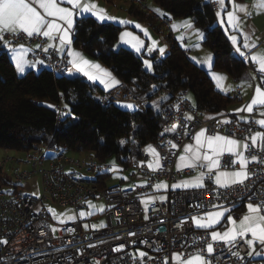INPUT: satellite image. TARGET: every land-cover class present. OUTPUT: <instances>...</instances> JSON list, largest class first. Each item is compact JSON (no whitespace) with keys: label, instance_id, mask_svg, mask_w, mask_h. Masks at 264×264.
I'll use <instances>...</instances> for the list:
<instances>
[{"label":"built area","instance_id":"built-area-1","mask_svg":"<svg viewBox=\"0 0 264 264\" xmlns=\"http://www.w3.org/2000/svg\"><path fill=\"white\" fill-rule=\"evenodd\" d=\"M128 1L151 13L174 36L173 17L153 12L148 0ZM207 1L215 12L219 11L217 0ZM6 40L10 47L23 46L29 50L55 75H66L70 69L69 57L49 47L48 38H29L21 33L7 35ZM45 48L49 50L45 52ZM251 70L248 64L247 71ZM187 94L188 90L170 94L162 108L163 123L158 139L152 144L159 153L161 168L153 171L148 167L151 155L145 151L146 147L141 149L140 155L132 156L128 164L121 165L123 171H133L132 178L141 176L146 180L145 185L136 189H125L122 183L103 188L99 175L112 174L114 166L99 160L92 152L71 156L66 144L36 143L24 151L26 157L23 159L8 156L0 161V264H175L174 253H182L187 258L198 251L211 264H249L247 253L250 249L245 243L248 236L239 238L233 245L214 242L211 232L196 228L192 217L214 209L213 204L243 206L253 193L257 194V199L251 202L264 200V163H250L249 179L228 188H221L214 183V178L207 177L203 189L173 190L172 186L185 175L194 174L192 169L178 170L176 163L183 147L194 142L192 137L199 130L206 129L208 134H224L250 144L247 138L257 129L254 121L259 111L251 114L248 119L253 121L251 123H244L228 112L205 118ZM231 98L241 100V90L233 92ZM99 100L104 105L117 101L139 105L136 109L141 112L149 109L148 99L135 96L125 84L103 92ZM54 107L62 115V101ZM186 116L192 119L186 120ZM224 120L230 123H221ZM174 126L175 133L164 132ZM169 141L178 148H171ZM246 155H257L264 160V152L258 149ZM229 159L225 156L223 163ZM10 164L12 177L7 173ZM161 182H167L171 188L167 202L155 200L144 204L143 198L154 193L155 185ZM28 185L36 191L28 190ZM91 199H103L106 203V225L103 227L83 226L85 220L93 221L98 216H79L80 211L90 212L88 201ZM52 204L74 208L76 220L52 224L48 210ZM207 243L213 244L211 254L206 251ZM140 252L146 255L141 257ZM233 253H238L241 259Z\"/></svg>","mask_w":264,"mask_h":264},{"label":"trees","instance_id":"trees-1","mask_svg":"<svg viewBox=\"0 0 264 264\" xmlns=\"http://www.w3.org/2000/svg\"><path fill=\"white\" fill-rule=\"evenodd\" d=\"M153 3L166 12L165 16L192 19L205 30L203 44L214 54L215 70L224 71L237 81L245 76L248 63L236 55L230 40L216 24V12L207 0ZM129 11L151 25L158 24L151 13L135 4L130 5ZM122 29L113 22L81 17L75 25L73 43L108 67L135 96L150 101L164 94L167 99L159 111L150 104L147 112L122 107L121 103L104 105L97 99L103 93L101 87L82 76H59L49 68L20 75L7 51L0 48V147L26 151L36 143L51 141L54 146L66 144L73 152L95 153L103 162L114 157L124 165L158 139L162 108L170 94L188 90L203 116L229 111L234 102L231 94L219 91L208 72L192 61L180 45L174 43L165 56L152 54L153 70L149 72L144 65L145 54L125 47L115 49ZM46 100L53 107L42 103ZM61 101L67 115H59L54 107ZM99 177L102 187L108 186L111 174Z\"/></svg>","mask_w":264,"mask_h":264},{"label":"snow or ice","instance_id":"snow-or-ice-1","mask_svg":"<svg viewBox=\"0 0 264 264\" xmlns=\"http://www.w3.org/2000/svg\"><path fill=\"white\" fill-rule=\"evenodd\" d=\"M221 9L223 10L225 0H217ZM68 5L67 7L61 5ZM34 5H38V8ZM264 7V4L259 5ZM240 12H245L246 9L242 5L233 4V11L227 12V25L231 26L233 31L239 29V17L235 14L236 10ZM158 11V10H157ZM43 13V14H42ZM92 14L96 17L98 22H105L108 20H116L115 17L108 16L106 10L99 9L96 4L86 3L85 0H0V48H4L10 56V59L14 62L15 69L18 73L23 74L25 72L26 64L30 62L25 60L24 48L21 46L19 49L10 47L8 41H5L6 35H19L26 34L27 37L31 38L33 36H43L51 41L58 40L57 45H49V47H57V50L63 53L67 48V55L70 57L69 63L73 68L83 76L87 77L90 81H99L104 89L107 91L115 85H119L120 81L115 79L111 72L103 69L99 64L90 62L85 59L80 52L72 51V33L74 29V17L79 18L85 16V14ZM218 17V24L224 25L225 20L223 19L220 12L216 13ZM118 23L122 25L131 24L132 21L128 20H118ZM185 29H193V24L190 21H185L181 25ZM136 28H142L140 24L135 25ZM176 25H173L175 29ZM143 30V29H142ZM227 32V28L224 29ZM145 36L148 35L146 30H143ZM196 34L199 39L204 38V32L196 29ZM130 38V39H128ZM230 41L235 45V51L242 58H245L246 54L241 50V46L238 43L237 35H231ZM120 41L125 45H131L137 52H140L143 46V41L138 37L134 36L131 32H122ZM183 39V37H180ZM250 37L245 35L243 42V49H249ZM156 42L153 41V46ZM199 47V45H196ZM39 47V46H37ZM252 48L256 45L252 44ZM49 49L45 48L44 51L47 52ZM151 51V49H149ZM165 52L164 48H159V53L163 55ZM211 60V57L208 58ZM246 60L258 65V72L261 77L262 84H257L254 89V96L251 102L246 106L245 109L235 110L236 112L246 111L251 114L254 110L259 111V115L262 117L255 120L254 123L259 125L261 129H264V54L261 55H248ZM43 65V61H38ZM36 63H31L30 66L35 68ZM145 67L151 71L153 68L152 62L145 60ZM69 73L72 74V69H69ZM215 75V74H214ZM220 77L215 78L216 86L222 88ZM155 87V86H154ZM99 99V98H97ZM190 99V98H189ZM119 104L120 102L117 101ZM158 104V102H157ZM122 107L128 109L138 108L139 105L133 104H123ZM159 111V108H157ZM67 115L68 113H62ZM186 120L192 119L190 116L185 117ZM244 123H251L248 119L241 118ZM221 123H230L228 120L221 121ZM177 128L174 126L171 129H165L164 132L171 131L175 133ZM164 132L160 133L161 136ZM187 135V132H185ZM194 143H189L184 146L183 154L179 156V163L177 164V169L180 170L183 167H189L192 169L199 168L200 171L194 177L189 180L181 181L178 184L172 186L173 190L177 188H193V189H203L205 187L204 180L207 177L212 180L214 178V183L221 188H228L235 184H243L245 180L249 179L248 165L252 162L264 163V160H260L257 155H246L250 153L252 149H258L260 152H264V131H255L249 138L251 143L241 142L238 139L221 135L218 133L208 134L206 129H201L192 137ZM123 144L124 142L121 141ZM171 148H178V145L171 143L169 141ZM154 159L155 163L149 162L148 167L153 171L161 168L159 153L156 148L148 145L145 149ZM227 154L230 159L222 164V158ZM237 165L239 167H237ZM232 169V170H229ZM126 179V177H122ZM167 185L164 183H158L155 185L156 190L167 189ZM219 197V193H217ZM160 200L166 199V197L161 196ZM249 202L246 203V214L241 218H233L231 215L228 216V224L230 227L227 230L221 232L213 230L211 232V240L223 241L226 244L233 245L237 238H245L249 234L250 239H246L245 243L250 249L247 253L249 258V264L251 260L255 257H260L264 260V200H260L258 203L251 202L257 199V194L253 193L249 198ZM145 204L147 201H142ZM90 208H95L94 205H89ZM199 207V205L197 206ZM214 208H219V211H207L204 215L193 216L192 220L195 223V227L198 229H214V227L221 222L225 217V213L229 212L230 209L224 208L223 205L213 204ZM104 209L98 208L96 211H103ZM51 211V209H49ZM94 212L85 213L84 211L79 212L80 217H85L86 215L91 216ZM55 215V213H53ZM67 221L76 220V216L68 215ZM103 227V225H101ZM87 227V225H85ZM95 227V226H93ZM71 231V229H69ZM257 245L259 246V251H257ZM123 247V246H119ZM207 253L211 254L213 252V244L207 243L206 245ZM146 253L140 252V256L144 257ZM238 259V253H233ZM173 258L175 264H211V261L205 259L199 251L196 254L189 255L187 258L184 257L182 253H174Z\"/></svg>","mask_w":264,"mask_h":264},{"label":"crops","instance_id":"crops-1","mask_svg":"<svg viewBox=\"0 0 264 264\" xmlns=\"http://www.w3.org/2000/svg\"><path fill=\"white\" fill-rule=\"evenodd\" d=\"M85 2L89 3V4H96L99 9L106 10V14L108 16L116 18V20H108V21L101 22V23L113 22L115 24H118V25L123 27L121 33L125 32V31L131 32L134 36L138 37L140 40L143 41V46L141 47L140 52H137L134 48L131 47L130 44L129 45L123 44L120 41V39L115 44V49H119L120 47L128 48V49H130V50H132L138 54H141V55L145 54L144 55L145 56L144 61L148 60V61L152 62L150 56L156 52L159 53V48L165 49V52L162 55V56H165L171 51L172 47L174 46V43H177L178 45H180L183 48L185 53L190 57V59L192 61H194L196 64L200 65L201 67H203L208 72V74L212 78L215 86H216L215 78L216 77L222 78L221 79L222 88H218L216 86V88L219 91H221L222 93H225V94H232L237 89L241 90V92L243 94V98L241 100L234 101L233 104L231 105V107L229 108L228 113L232 114V115H234L240 119L241 118L250 119V116L252 113L249 114L246 111L236 112L235 110L245 109L246 106L251 102V99L254 96L255 86L257 84H262L261 77H260V74L258 72V65L251 62L250 60H246V57L248 55L264 54V7L259 6L261 4H264V0H225L223 10L221 9V6H220L219 11L216 12V13L220 12L223 19L225 20L224 25H219L218 24V17L216 15V24L221 27V29L224 31V33L226 34V36L228 37L229 40H230L229 37L231 35H237L239 46H241V50L244 51L246 54L245 58H242L234 50L236 55L239 56L240 58H242L243 60H245L253 68V70L247 71L245 76L238 81L234 80L226 72L220 71V70H215L213 68L214 54H213L211 49H209L208 47H206L203 44L204 38L202 40L199 39L198 35L195 32L196 29H199V30L203 31L205 34V30L198 27L192 19H175L174 25H176V27L174 29V36H171L167 32L165 27H163L159 23L156 25H151L147 21L139 19L136 16H134L133 14H131V12L129 11V8H130V5L133 3L129 2L128 0H85ZM233 4L242 5L246 9L245 12H240L238 9L235 11V14L239 17V21H238L239 29H237L236 31H233L232 27L227 25V23H226L227 12L233 11ZM34 6H36L38 8V5H34ZM61 6L67 7L68 5L64 4ZM149 7L151 8V10L153 12H155L158 15H164V16L166 15V12L164 10H162L161 8L157 7L154 3L152 5L149 4ZM38 10H40V9L38 8ZM40 11H42V10H40ZM87 16L93 17L96 19V17L90 13L85 14V16H83V17H87ZM79 18H81V17H79ZM79 18L74 17L75 24H74V29H73V33H72V44L70 46L71 50L80 52L85 59L89 60L90 62L99 64L103 69H106L107 71L111 72L112 76L115 79L119 80V78L108 67H106L103 63L89 57L88 55L85 54V52L83 50H81L78 47H75V45L73 43L74 36H75L74 35L75 34V25H76V22ZM118 20H128V21H132L133 23L122 25V24L117 22ZM185 21H190L194 26L193 29H185L184 27H182L181 25ZM137 23L140 24L142 26V28H136L135 25ZM225 28L228 29L227 32H225V30H224ZM142 29L147 31V33H148L147 36H145L144 31ZM121 33H120V35H121ZM120 35H119V37H120ZM245 35L250 37V40H249L250 48L249 49H243V47H242ZM180 37H183V39H180ZM204 37H205V35H204ZM4 39H5V41H7L6 40L7 35L5 36ZM128 39H130V38H128ZM153 41L156 42L155 46H153ZM50 44L51 45L55 44L58 47V40L57 41H51L50 40ZM252 44H255L256 47L252 48L251 47ZM196 45H199V47H197ZM57 47H55V48L57 49ZM232 47H233V49H235L236 46L232 44ZM13 48L19 49L20 47H13ZM149 49H151V51H149ZM67 51H68V49L66 48L63 51V54L67 55ZM24 57H25V60L30 62V63L26 64L25 72L23 74L27 73L28 71L38 72L44 68H47L44 64L41 65L39 63H36L40 60L37 57L33 56L30 53V51L25 49V48H24ZM209 57H211V60L208 59ZM69 60H70V57H69ZM12 63L14 64L13 61H12ZM31 63H36V67L35 68L31 67L30 66ZM70 69H72V74H70L68 71V73L66 74L67 76H82L89 83L100 86L101 89L103 90V92H110V91L118 88L121 84H123L119 80L120 81L119 85H115L114 87H112L111 89H108L106 91L104 89L103 85L99 81H90L87 77L83 76V74L76 71L72 65L70 66ZM23 74H20V75H23ZM262 86H264V85H262ZM187 98L188 99L190 98L189 100L195 104V98L191 93L187 94ZM166 99L167 98L165 96V98L162 100V102H165ZM42 103L43 104L46 103L45 105L53 107V105H50V102H48V101L47 102L43 101ZM123 104H129V103H125V102L121 103V105H123ZM256 111L257 110H254V112H256ZM204 116L206 118H212L214 115L206 114ZM260 118H262V117L260 115H258L256 117V120H258ZM256 128H257L256 131H264V129H261L259 127V125H257ZM221 135H224V134H221ZM235 139H237V138H235ZM238 140H240V139H238ZM240 141L242 143L244 142L243 140H240ZM70 152H73V151L69 150V153ZM75 153H76L75 156H82L85 154V153H81V152H75ZM181 154H183V149L181 151ZM225 156H227V154H225ZM224 157L222 158V164H223ZM151 162L155 163V159L152 156H151ZM178 163H179V159L177 160L176 168H177ZM237 167H239V166L237 165ZM186 169H192V168L183 167L180 170L184 171ZM192 170H194V174L185 175L184 178H182L181 180H179L175 184H178L181 181H186V180L191 179L192 177L196 176L198 174V172L200 171L199 168L192 169ZM122 171H123V169H122ZM123 172H124V174L126 173V176H125L126 179L122 178L120 183H122L123 187H124V184L126 185L128 183L129 184V188H127L128 190L136 189L138 186L146 184V180L141 176L137 177V178H132L131 177L132 173H133L132 170H127V171H123ZM161 183L166 184L168 186L167 189L155 190L154 193L145 196L143 198V201H147L146 204H149L155 200H159L163 204H165L167 202L171 188L167 182H161ZM204 183H205V180H204ZM177 189H184V188H177ZM161 196L166 197V199L160 200L159 198ZM245 205L246 204H244L243 206H236V207L235 206L224 207V208L230 209L231 210L230 213L226 212L225 217L221 220V222L219 224H217L214 227V229H201V230H208L210 232H212L213 230L221 231V232L227 230V228L230 227V225L228 224V216L231 215L233 218H237V219L241 218L247 212ZM219 210H222V209L214 208V209H211L210 211H219ZM204 214L205 213L200 214V215H196V216H201ZM250 238H251V236L249 234L247 239H250ZM238 239H239V237L237 238V240ZM194 254H196V253H194ZM251 264H264V260H261L260 257H255L253 259V261L251 262Z\"/></svg>","mask_w":264,"mask_h":264},{"label":"rangeland","instance_id":"rangeland-1","mask_svg":"<svg viewBox=\"0 0 264 264\" xmlns=\"http://www.w3.org/2000/svg\"><path fill=\"white\" fill-rule=\"evenodd\" d=\"M147 2H148V5L153 4V0H148ZM145 69L147 71H149L146 67H145ZM152 70H153V68H152ZM151 71H149V72H151ZM163 97L165 98L164 94L156 96L154 99L149 101V104L153 105L156 109L157 108L160 109L161 105L164 103V102H162V100L164 99ZM47 101L48 100H46L44 102H47ZM48 102H50V101H48ZM157 102H158V104H157ZM50 105H54V104L52 102H50ZM63 108H64L63 112L67 110V108L64 106V104H63ZM64 113H66V112H64ZM69 154L71 156L76 155L75 152H70ZM8 156L23 159L26 157V153L24 151L10 150V149H5V148L0 147V161L4 160ZM107 162L110 165L114 166L112 169V172H111L112 173L111 178L108 181V186L112 187V186L118 185L121 182L122 177L126 176V173L124 174V172L122 171V168H121V163L116 158L112 157V158L108 159ZM11 167H12V164H10L8 166L9 169L7 172L10 177H12V172L10 170ZM27 168H29V166H27ZM127 184L126 185L124 184V188H126V189L129 188V184L128 185ZM27 189L33 193L36 191V189L30 187L29 185L27 186ZM90 204L95 206V208H90V212H94L93 215H98V216L93 221L85 220L83 222V226L85 227V225H87V227H85V228H94V229L102 227L101 225L105 226L106 225V217H105L106 203H105V201L103 199L102 200L91 199L88 201V205H90ZM101 207L104 209L103 211H96V209L101 208ZM49 209H51V211H49V213L51 215L52 224H63L65 222H68L66 219L68 215H73V216L77 217L75 209L70 207V206L59 207L56 204H52V205L48 206V210ZM53 213H55V215H53ZM93 226H95V227H93Z\"/></svg>","mask_w":264,"mask_h":264}]
</instances>
